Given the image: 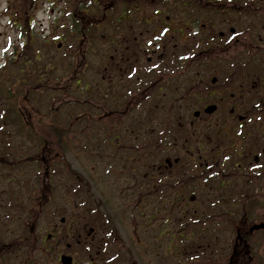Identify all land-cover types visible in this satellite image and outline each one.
<instances>
[{
  "label": "flooded vegetation",
  "instance_id": "obj_1",
  "mask_svg": "<svg viewBox=\"0 0 264 264\" xmlns=\"http://www.w3.org/2000/svg\"><path fill=\"white\" fill-rule=\"evenodd\" d=\"M15 1L14 59L58 63L46 81L57 83V108L21 107L28 132L11 135L37 151L41 183L105 190L111 215L132 222L143 264L147 253L166 263L160 253L173 247L185 259L170 264H264V0H60L77 46L75 101L88 109L68 125L64 56L49 55L63 44L59 21L30 48L38 11L54 4ZM1 97L0 84V171ZM79 217L57 248L81 245Z\"/></svg>",
  "mask_w": 264,
  "mask_h": 264
},
{
  "label": "rangeland",
  "instance_id": "obj_2",
  "mask_svg": "<svg viewBox=\"0 0 264 264\" xmlns=\"http://www.w3.org/2000/svg\"><path fill=\"white\" fill-rule=\"evenodd\" d=\"M12 4H16V1L0 0V75L3 76L4 74L5 77L9 76V72H3V68L5 67L3 57L6 53L9 54L13 48L18 46L22 47L23 41L19 38L16 27L10 22L12 21L11 17L14 15L12 11L7 9V6ZM66 4L67 2L64 5ZM70 9L71 7H69V9H67L65 12L67 13ZM61 10L63 11L61 12ZM65 12L61 7L60 9L56 7L55 11L52 13L47 11H38L36 16L37 21L35 24L36 28L34 27V30L38 33V36L35 38L34 44L30 47L33 53L38 48L43 46V44H41V39L44 42V39L50 32L49 29L47 30L46 23L50 22L54 18L59 21V25L70 20V17L67 18V16H63ZM41 21L45 24L40 25ZM62 30L64 31V38L61 37V41L67 43L65 44L64 51L66 53V63L68 64L69 62L70 64L71 62L73 63V59L67 53H71L75 45H72L73 39L65 35L67 33L66 30ZM42 33L43 35H41ZM10 41L12 43L9 44ZM6 50H8V52H6ZM57 53L63 52H61V50H57L56 44L50 46V57ZM70 58L71 61L69 60ZM44 59H47V57L45 56ZM10 68L11 66H9L7 69ZM72 69L73 67L70 65L67 70ZM5 77L3 79H5ZM0 84L7 88L9 86L12 87V85H9V82L4 83L3 80H0ZM53 85L55 86L56 83H53ZM72 94L73 91L71 94H68L66 91L67 102L72 99ZM58 95L59 94H57V96ZM1 99H3V97H1ZM20 102L21 100H19L18 103ZM6 106L7 105L3 99L2 112L3 108ZM6 117L10 119V113L7 112ZM1 125V133L3 138L2 151L9 152L10 154L21 152V150H18L17 146L15 145V141L20 142L21 140L11 137V135L15 133L13 125L11 123L7 125L3 118H1ZM26 148L27 147L25 146V149ZM31 153L32 151H29V149H27L26 152H23V154L29 155ZM20 156L21 155L18 154L14 157ZM6 169L7 167L4 166V168H1L0 171V174H2L0 186L1 264H62L59 260L60 253H55L49 246L50 243L48 240L46 241V235L48 232L56 231V228L63 230L65 226H68L70 220L69 217L74 214L75 210H80L82 216L81 222L83 225H86L87 228L81 237V245L77 243V237L73 240L68 239L67 241L63 242V245H61L59 248L61 252L68 251L69 249L67 248V244L72 243V250L76 251V257L78 260H81V264H91L90 255H88V251L86 250L85 246L89 244L90 238L87 236V232L89 231V228L93 226L97 231L94 235L96 241L99 245H102L101 248L103 250V254L106 255L107 259H112V261L116 262L115 264H139V262L140 264H143L141 261H139L138 253L135 252V250L138 249V246H132L130 242V235H128L129 231L127 226L129 229H132L133 224H131L130 221L122 220L120 217L117 219L110 214L109 208H107L108 206H106L101 200V196H106L105 190H96L90 184H88L87 187L85 182L82 184V188L79 189V187H77L76 190L72 181L67 180L65 183H63L62 181L59 182L57 177H53L51 179L54 191L52 199L46 205H38L35 200L38 189L35 187V185L32 184L30 187L29 185H26V187L21 186L19 182L23 181L25 178L21 175L15 180L18 171H16L15 168H11V171ZM35 173L36 170L33 171V177ZM83 177L86 179L84 175ZM110 207L116 210V212L120 210L118 209L119 207L117 205L110 204ZM62 217L66 218V223L61 222ZM120 226H122V229H125V232L122 233L119 240L118 238H115L117 233H113L112 236L110 230L116 228L118 229ZM80 230H82V225H80ZM33 237H35L37 240L35 241ZM102 239H104V242L107 243L106 250L103 245L104 242L101 241ZM121 240H123L125 244H122ZM43 241L44 243L45 241L47 243L46 248H44L43 245L41 247L38 246L41 245ZM128 250H134V252L129 253ZM180 256V250L175 247L168 248L160 253L161 259L166 261L167 264L178 260ZM115 257L116 259H114ZM152 258V254L150 253V256L146 260L145 264H157L160 261L159 258L151 260ZM182 258L185 259L184 256H182ZM109 263L112 264L113 262L111 263L110 261Z\"/></svg>",
  "mask_w": 264,
  "mask_h": 264
},
{
  "label": "water",
  "instance_id": "obj_3",
  "mask_svg": "<svg viewBox=\"0 0 264 264\" xmlns=\"http://www.w3.org/2000/svg\"><path fill=\"white\" fill-rule=\"evenodd\" d=\"M62 262H63L64 264H71V263H72V259H71V257L63 256V257H62Z\"/></svg>",
  "mask_w": 264,
  "mask_h": 264
},
{
  "label": "trees",
  "instance_id": "obj_4",
  "mask_svg": "<svg viewBox=\"0 0 264 264\" xmlns=\"http://www.w3.org/2000/svg\"><path fill=\"white\" fill-rule=\"evenodd\" d=\"M9 93V92H8ZM8 95V97H10V95L9 94H7Z\"/></svg>",
  "mask_w": 264,
  "mask_h": 264
}]
</instances>
